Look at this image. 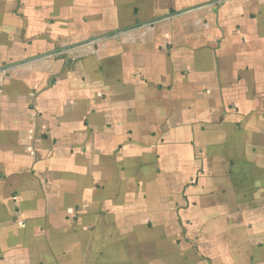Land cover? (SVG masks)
Instances as JSON below:
<instances>
[{"label":"crops","instance_id":"0c3cea01","mask_svg":"<svg viewBox=\"0 0 264 264\" xmlns=\"http://www.w3.org/2000/svg\"><path fill=\"white\" fill-rule=\"evenodd\" d=\"M130 27L0 71V264H264V0H0V67Z\"/></svg>","mask_w":264,"mask_h":264},{"label":"water","instance_id":"95a60500","mask_svg":"<svg viewBox=\"0 0 264 264\" xmlns=\"http://www.w3.org/2000/svg\"><path fill=\"white\" fill-rule=\"evenodd\" d=\"M220 1H224V0H220ZM184 11H181V12H173L171 14H169V16H172V15H175V14H179V13H182ZM163 17H168V16H163ZM162 18H158V19H155V20H151L150 22H143V23H139V24H136L135 26L133 27H140V26H145V25H148L150 23H153V22H156V21H159L161 20ZM133 27H130V28H125V29H122V30H117V31H114L110 34H106V35H103V36H99V37H95V38H89L87 40H85L84 42H80V43H77V44H73V45H70V46H67L65 48H62V49H58V50H54V51H51V52H47L45 54H41V55H38V56H34V57H31V58H27L25 60H22L20 62H15L13 64H10V65H6V66H2L0 67V71L6 69V68H10L12 66H17V65H21L23 63H27V62H31L33 60H36L38 58H41V57H44V56H48V55H56L57 53L61 52V51H64V50H67V49H70V48H73V47H76V46H80V45H83V44H86V43H92V42H95L97 40H100L102 38H106V37H111V36H114V35H117L121 32H124V31H127Z\"/></svg>","mask_w":264,"mask_h":264},{"label":"rangeland","instance_id":"374dc122","mask_svg":"<svg viewBox=\"0 0 264 264\" xmlns=\"http://www.w3.org/2000/svg\"><path fill=\"white\" fill-rule=\"evenodd\" d=\"M224 198H226V197H224Z\"/></svg>","mask_w":264,"mask_h":264}]
</instances>
